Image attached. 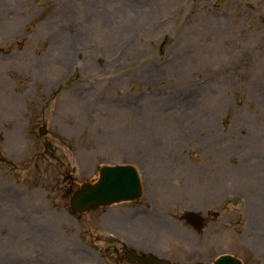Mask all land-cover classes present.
I'll list each match as a JSON object with an SVG mask.
<instances>
[{
    "label": "rangeland",
    "instance_id": "374dc122",
    "mask_svg": "<svg viewBox=\"0 0 264 264\" xmlns=\"http://www.w3.org/2000/svg\"><path fill=\"white\" fill-rule=\"evenodd\" d=\"M119 163L142 197L74 213ZM124 243L264 264V0H0V264H139Z\"/></svg>",
    "mask_w": 264,
    "mask_h": 264
},
{
    "label": "water",
    "instance_id": "95a60500",
    "mask_svg": "<svg viewBox=\"0 0 264 264\" xmlns=\"http://www.w3.org/2000/svg\"><path fill=\"white\" fill-rule=\"evenodd\" d=\"M142 186L137 170L127 164L104 166L100 178L95 183L82 184L71 197V208L75 213H84L100 206H108L122 201L140 198ZM187 219L196 227L203 226V219L196 212L186 214ZM129 261L139 260L143 264H168V261L151 254L139 256L134 250H127ZM216 264H242L232 255H222Z\"/></svg>",
    "mask_w": 264,
    "mask_h": 264
},
{
    "label": "flooded vegetation",
    "instance_id": "af4514ba",
    "mask_svg": "<svg viewBox=\"0 0 264 264\" xmlns=\"http://www.w3.org/2000/svg\"><path fill=\"white\" fill-rule=\"evenodd\" d=\"M1 85H2V87L4 88V86H5V85H4V83H3V82L1 83Z\"/></svg>",
    "mask_w": 264,
    "mask_h": 264
},
{
    "label": "bare ground",
    "instance_id": "6f19581e",
    "mask_svg": "<svg viewBox=\"0 0 264 264\" xmlns=\"http://www.w3.org/2000/svg\"><path fill=\"white\" fill-rule=\"evenodd\" d=\"M28 232V231H27Z\"/></svg>",
    "mask_w": 264,
    "mask_h": 264
}]
</instances>
